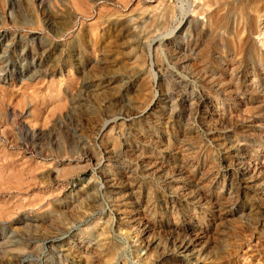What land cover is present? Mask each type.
<instances>
[{
    "label": "rangeland",
    "instance_id": "obj_1",
    "mask_svg": "<svg viewBox=\"0 0 264 264\" xmlns=\"http://www.w3.org/2000/svg\"><path fill=\"white\" fill-rule=\"evenodd\" d=\"M0 264H264V0H0Z\"/></svg>",
    "mask_w": 264,
    "mask_h": 264
}]
</instances>
